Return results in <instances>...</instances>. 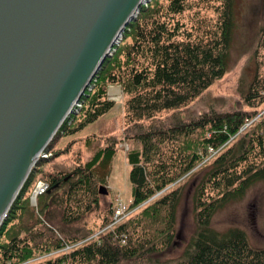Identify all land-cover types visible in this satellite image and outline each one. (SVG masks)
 <instances>
[{"label": "trees", "instance_id": "1", "mask_svg": "<svg viewBox=\"0 0 264 264\" xmlns=\"http://www.w3.org/2000/svg\"><path fill=\"white\" fill-rule=\"evenodd\" d=\"M233 5L234 0L223 1L219 26L210 37H193L189 31L182 29L178 21H173L174 16L185 9L184 0H170L165 13L160 12L154 3L141 5L136 18L127 24L122 33L121 41L130 36L131 42L114 45L112 54L105 58L94 76V79L99 77L100 83L93 82L87 86L89 88L93 84L95 88L86 101L90 109L84 121L73 129L67 128L69 117H66L56 132V135L62 132L71 134L97 120L114 105V101L105 98L106 86L119 85L122 92L128 95L125 103L127 124L133 123L135 137L141 144L140 150L132 149L126 155L132 185L127 211L142 205L141 212L113 228H107L98 238L86 239L89 236L84 235L72 240L61 239L53 243L52 248L36 242L35 249L43 253L51 249V256L42 261L34 260L35 250L27 237L15 236L0 244V264L27 261L28 264H119L125 259L138 258H149L150 264H264V245L252 246L243 229L230 227L219 231L211 226V219L218 209L244 194L250 186L259 182L264 184V162L247 165L240 173L235 170L258 150L255 147L261 148V137L240 145L236 143L235 150L230 147L217 156L209 174L214 189L222 191L220 197L207 202L203 196L207 181H201L191 199L196 227L194 233L176 257L166 260L157 258L173 242L177 209L185 183L171 185L201 162L200 148L207 152L209 147L218 150L247 119L242 112H227L206 114L190 123L176 121L166 129L155 124V116L160 112L186 105L227 71L236 27ZM145 120H151V123L142 125ZM206 128L209 135L195 139L196 131ZM113 155V147L97 151L87 163L88 172L97 163L109 164ZM86 173L78 171V179L68 181L70 188L89 178L90 174ZM64 178L60 180L64 181ZM45 182L47 189L38 195L41 213L53 203L51 200L58 181L53 178ZM22 191H19L18 198H21ZM14 205H11L0 231L3 224L9 221V215L18 208ZM31 220L35 225L33 216ZM128 223L141 225L147 233L152 232L142 239L128 238L126 244H121L119 238L118 241L112 240L115 231L126 235ZM155 224L162 227L157 229ZM23 230L26 231V228L23 227ZM157 233L159 237H156Z\"/></svg>", "mask_w": 264, "mask_h": 264}, {"label": "rangeland", "instance_id": "2", "mask_svg": "<svg viewBox=\"0 0 264 264\" xmlns=\"http://www.w3.org/2000/svg\"><path fill=\"white\" fill-rule=\"evenodd\" d=\"M223 1L184 0L185 9L176 14L173 21H178L182 29L189 31L193 37L200 35L210 37L219 26ZM169 2L170 0H148L146 4L154 3L160 12L165 13ZM233 15L236 27L227 71L186 105L176 110L162 111L155 116V124L165 129L176 121L190 123L206 114L242 112L247 116L245 124L216 150L217 153L211 154L200 148L201 162L171 185L185 183L176 215L175 232L178 235L175 233L172 244L159 253L161 256L157 258L160 260L176 257L196 229L191 199L197 185L201 181H207L203 195L207 202L220 197L222 191L214 189L209 174L219 154L230 147L235 150L236 143L240 145L255 137H261L263 140L261 148L255 147L254 149L258 150L249 155L248 159L240 163L235 170L240 173L247 165L252 163L260 165L264 162V0H234ZM121 39L120 44L131 42L130 36L123 41ZM98 78L93 77L90 83H100ZM94 88L95 85L92 84L84 90L86 95L82 96L84 93L81 95V101L74 106V112L67 116L69 117L67 128L73 129L84 121L85 114L90 109L86 101ZM112 88L117 90L113 91ZM253 95L255 97H252ZM105 98L114 101L111 109L94 122L71 134L63 132L55 134L47 144L44 156L37 160L20 189H23L21 198L17 195L12 203V206L16 203L18 208L9 215V221L3 224L0 244L15 236L27 237L35 250L34 260L42 261L51 256L49 252L51 249L43 253L35 249L36 242L43 247L49 245L47 248H52L53 243L61 239L72 240L84 235L89 236L86 239L98 238L107 228H113L128 217H136L141 212L142 205L127 211L128 214L115 225L105 226L112 219L119 201L129 206L132 185L129 181L130 165L126 155L132 149H141V144L135 137L136 128L133 127V123L127 124L125 103L128 95L122 92L119 85L108 84ZM142 122V125L146 126L151 120ZM208 132L207 128L198 130L194 137L203 139L204 135H209ZM107 147L114 148V155L109 164L97 163L90 168L91 172H88L87 163L93 155ZM78 171L83 174L87 172L90 176L70 188L71 183L68 181L77 180ZM53 178L58 181L57 190L51 200L53 203L41 213L38 204L40 197L37 195L35 203L31 204L30 195L39 181L49 182ZM61 178H64V181H61ZM100 185L106 188V194L99 193ZM31 216L36 221L35 225L31 223ZM211 226L219 231L230 227L241 228L246 232L252 246L264 245V184L259 182L250 186L244 194L218 209L211 219ZM161 227L162 225L155 224V228ZM126 230H128L125 232L126 243L128 238L142 239L145 234L147 237L152 232L147 233V229L132 223H128ZM119 235L121 237L122 232L115 231L112 240L118 241L119 238L121 243ZM156 237H159L158 233ZM27 262L19 264H28ZM119 264L150 262L149 258H138L125 259Z\"/></svg>", "mask_w": 264, "mask_h": 264}, {"label": "water", "instance_id": "3", "mask_svg": "<svg viewBox=\"0 0 264 264\" xmlns=\"http://www.w3.org/2000/svg\"><path fill=\"white\" fill-rule=\"evenodd\" d=\"M147 1L0 0V226L47 144ZM98 191L107 193L103 185Z\"/></svg>", "mask_w": 264, "mask_h": 264}, {"label": "built area", "instance_id": "4", "mask_svg": "<svg viewBox=\"0 0 264 264\" xmlns=\"http://www.w3.org/2000/svg\"><path fill=\"white\" fill-rule=\"evenodd\" d=\"M208 152L212 154L215 153L216 151L212 147H209ZM44 153L41 154V157L44 156ZM47 186L48 185L45 181H39L36 184L35 189L33 190V196L43 193L47 189ZM127 210H128V206L125 205L123 202L119 201L115 206L112 221L109 224V226H113L116 223H118L125 215L128 214ZM120 241L121 243L126 244V238L124 235L120 237Z\"/></svg>", "mask_w": 264, "mask_h": 264}, {"label": "bare ground", "instance_id": "5", "mask_svg": "<svg viewBox=\"0 0 264 264\" xmlns=\"http://www.w3.org/2000/svg\"><path fill=\"white\" fill-rule=\"evenodd\" d=\"M113 91H116L117 89L116 88H112ZM74 109V108H73ZM128 206V205H127Z\"/></svg>", "mask_w": 264, "mask_h": 264}]
</instances>
